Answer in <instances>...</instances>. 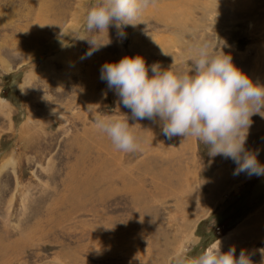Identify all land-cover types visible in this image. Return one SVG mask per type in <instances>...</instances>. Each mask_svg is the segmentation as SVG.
<instances>
[{"label": "rangeland", "instance_id": "374dc122", "mask_svg": "<svg viewBox=\"0 0 264 264\" xmlns=\"http://www.w3.org/2000/svg\"><path fill=\"white\" fill-rule=\"evenodd\" d=\"M172 2L155 0L123 37L87 33L110 41L88 56L78 36L98 0H0V264H179L219 241L261 264L264 176L135 120L100 78L125 55H141L149 75L153 63L186 71L207 41L264 84V0ZM120 111L142 151H118L94 128ZM251 119L245 147L264 164V117Z\"/></svg>", "mask_w": 264, "mask_h": 264}, {"label": "clouds", "instance_id": "9594fccd", "mask_svg": "<svg viewBox=\"0 0 264 264\" xmlns=\"http://www.w3.org/2000/svg\"><path fill=\"white\" fill-rule=\"evenodd\" d=\"M154 3L155 0H98L87 13L84 34L78 36L90 44L86 55L91 56L110 42L89 39L87 33L108 34L110 26H114L123 37L126 26L145 22L142 16ZM188 63L187 70L180 72L171 70L172 65L162 69L159 63H153L149 75L141 55H125L119 61L105 62L100 78L135 120L159 123L162 134L169 139L196 138L208 148L211 157L220 155L234 161V174L264 176V164L245 147L252 116L264 117V84L236 66L230 54H215L207 41L192 49ZM121 114L97 115L94 128L106 135L118 151H142V141L132 130L129 115ZM259 251L264 258V248ZM251 255L242 249L237 257L235 247L222 251L219 241L218 246L195 257H184L179 264H254Z\"/></svg>", "mask_w": 264, "mask_h": 264}, {"label": "bare ground", "instance_id": "6f19581e", "mask_svg": "<svg viewBox=\"0 0 264 264\" xmlns=\"http://www.w3.org/2000/svg\"><path fill=\"white\" fill-rule=\"evenodd\" d=\"M178 2H179V0H174V2H172V3H168L167 5L168 6H173V5H176V4H178ZM163 8V4H161L159 7H158V13L157 14H159V18L158 19H160V18H162V9ZM36 19H37V21L39 22L40 21V14L38 13V14H36V17H35ZM110 157V156H109ZM108 158V157H107ZM104 161V160H103ZM102 162V161H101ZM95 163H97V162H95ZM99 166V165H98ZM97 167V164H95V168ZM110 169V168H109ZM93 170V169H92ZM99 170H100V168H99ZM69 175V174H68ZM68 175H65V177L67 176L68 177ZM97 175V174H96ZM99 175V174H98ZM64 177V178H65ZM66 177V178H67ZM92 178H93V176H92ZM98 178L101 180V181H103L102 183H108V180H105V179H103V177L101 176V175H99L98 176ZM70 179V178H69ZM86 179V178H85ZM97 180V179H96ZM67 181V180H66ZM71 181V180H70ZM92 181V180H91ZM105 181H107V182H105ZM99 184H101V183H99ZM99 184H97V185H99ZM78 185V184H77ZM76 185V186H77ZM83 185H85V184H83ZM90 185V184H89ZM96 185V186H97ZM67 186V185H66ZM92 186V185H91ZM88 187V186H87ZM114 188H115V186H113ZM124 187H126V184L124 183ZM66 188V187H65ZM77 188V187H76ZM79 188H81V187H79ZM78 189V188H77ZM73 191H75V190H73ZM72 191V192H73ZM81 191V190H80ZM79 191V192H80ZM86 192L85 193H87V190H85ZM109 191V190H108ZM69 192H70V190H69ZM78 192V191H77ZM84 192V191H83ZM75 193V192H74ZM115 193V192H114ZM77 194V193H76ZM117 194V193H116ZM101 194H99L98 196H100ZM73 202V201H72ZM186 221V219L184 220V222ZM187 223V222H186ZM183 230H186V227L184 226V228H183ZM164 241V240H163Z\"/></svg>", "mask_w": 264, "mask_h": 264}]
</instances>
